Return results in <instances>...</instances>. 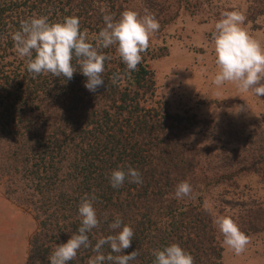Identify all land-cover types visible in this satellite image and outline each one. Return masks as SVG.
<instances>
[{"label":"trees","instance_id":"16d2710c","mask_svg":"<svg viewBox=\"0 0 264 264\" xmlns=\"http://www.w3.org/2000/svg\"><path fill=\"white\" fill-rule=\"evenodd\" d=\"M129 9L140 16L145 10L136 0H0V186L39 222L27 264H50L54 248L80 226L78 206L85 194L96 196L100 220L88 233L92 246L113 234L109 223L119 216L134 231L122 254L139 252L129 264H153V250L172 243L189 252L194 264H224L216 214L204 198L222 176L232 175L211 170L216 146L196 149L183 142L186 119L155 99V74L146 58L128 71L115 46L102 49L112 59L105 61L104 85L90 92L79 71L71 80L51 74L33 78L10 35L33 16L55 22L76 15L95 43L103 16L118 19ZM114 74L120 76L116 83ZM129 166L143 183L126 178L113 188L111 172ZM184 180L192 192L178 199L175 188ZM103 251L111 250L105 245ZM93 255L92 247H81L68 264H88Z\"/></svg>","mask_w":264,"mask_h":264},{"label":"rangeland","instance_id":"374dc122","mask_svg":"<svg viewBox=\"0 0 264 264\" xmlns=\"http://www.w3.org/2000/svg\"><path fill=\"white\" fill-rule=\"evenodd\" d=\"M136 4L145 9L142 16L151 14L160 25L142 53L155 74V99L172 115L186 119L183 142L196 149L218 148L211 170L232 175L222 176L204 198L216 217H232L250 239L237 255L223 244L219 232L223 263L264 264V96L240 92L231 83L220 88L212 83L217 71L215 23L225 12L240 11L246 31L264 46V0H136ZM38 227L35 213L9 198L1 185L0 264H27L29 240Z\"/></svg>","mask_w":264,"mask_h":264},{"label":"clouds","instance_id":"9594fccd","mask_svg":"<svg viewBox=\"0 0 264 264\" xmlns=\"http://www.w3.org/2000/svg\"><path fill=\"white\" fill-rule=\"evenodd\" d=\"M245 16L240 11H229L222 15L214 26L213 41L217 71L212 83L220 88L225 83L234 84L240 92H251L257 97L264 96V46L254 39L244 28ZM104 27L93 39L89 40L87 29L81 30L79 17H64L62 21L50 22L47 16H33L21 22L20 29L11 33V38L18 55L26 58L27 71L33 78L41 74L53 77L73 78L74 73L81 72L86 77L85 88L96 92L105 81V61L111 60L102 49L115 46L116 53L126 65L128 71H135L142 62V53L150 46L154 32L160 28L159 22L151 14L140 16L137 11L125 10L118 19L110 14L103 16ZM76 61L74 66L73 61ZM120 78L114 74L113 83ZM142 184L141 173L129 166L113 170L110 183L113 188L123 186L125 180ZM192 186L187 181L176 185L175 197L189 196ZM96 196L85 194L78 206L80 226L73 232L66 243L57 245L50 254V264H68L76 258L81 247H92L94 255L88 264H129L139 256V252L122 254L131 247L134 237L133 228L123 224L119 216L109 228L113 234L101 237L92 246L88 233L98 228L100 220L93 202ZM107 220V213H105ZM223 236V244L239 255L249 244V237L241 231L234 219L220 215L214 219ZM108 245L110 253L105 254ZM115 253V255L111 254ZM153 264H194V257L179 244L172 243L162 249H154ZM35 264H40L39 260Z\"/></svg>","mask_w":264,"mask_h":264}]
</instances>
